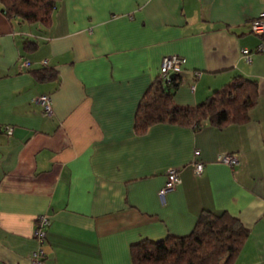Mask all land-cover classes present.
Instances as JSON below:
<instances>
[{
	"label": "crops",
	"instance_id": "0c3cea01",
	"mask_svg": "<svg viewBox=\"0 0 264 264\" xmlns=\"http://www.w3.org/2000/svg\"><path fill=\"white\" fill-rule=\"evenodd\" d=\"M262 3L60 0L49 27L0 7V264H30L38 216L50 222L44 264H132V243L187 235L206 210L248 230L233 264H264V52L249 64L241 53L260 42L250 23ZM169 55L186 60L172 93L180 106L235 76L255 81L248 120L137 133L139 102ZM44 67L56 77L37 81L31 71ZM230 154L238 164L218 161ZM168 168L180 183L161 198Z\"/></svg>",
	"mask_w": 264,
	"mask_h": 264
},
{
	"label": "trees",
	"instance_id": "16d2710c",
	"mask_svg": "<svg viewBox=\"0 0 264 264\" xmlns=\"http://www.w3.org/2000/svg\"><path fill=\"white\" fill-rule=\"evenodd\" d=\"M60 0H0L2 12L21 22L39 23L49 27ZM37 81L56 77V71L44 67L31 71ZM176 83L158 76L140 100L135 115V131L142 133L158 123L179 125L208 121L216 128L248 120V112L258 99L255 81L235 76L205 102L194 107L180 106L172 101ZM248 230L240 220L223 212L203 211L192 231L183 236L168 234L153 240L144 238L130 245L132 264H233Z\"/></svg>",
	"mask_w": 264,
	"mask_h": 264
},
{
	"label": "built area",
	"instance_id": "2783aa9c",
	"mask_svg": "<svg viewBox=\"0 0 264 264\" xmlns=\"http://www.w3.org/2000/svg\"><path fill=\"white\" fill-rule=\"evenodd\" d=\"M250 28L253 34L260 37V42L254 51L249 49L241 50L242 56L248 64L251 62L253 53L264 52V3H262V8L257 17L251 21ZM185 62V58L178 55L164 56L160 64L159 77L164 81V83L170 84L173 81L171 76L173 74H180L183 70ZM25 64L28 65V62H25ZM34 102L42 105L45 114H52L51 102L48 95L37 96L34 98ZM8 131L11 133V130ZM218 161L228 166L238 164V158L234 154L219 156ZM203 167L202 163L196 162L194 164L195 174H201ZM179 183L180 178L178 170L176 168H168L166 170L164 184L162 188H160L158 196L161 198L164 197L168 192L173 191ZM36 223L37 225L34 229L33 237L38 241L39 247L32 252L30 264H44L45 252L42 245L46 240L47 228L50 222L48 216L42 215L38 216Z\"/></svg>",
	"mask_w": 264,
	"mask_h": 264
},
{
	"label": "water",
	"instance_id": "95a60500",
	"mask_svg": "<svg viewBox=\"0 0 264 264\" xmlns=\"http://www.w3.org/2000/svg\"><path fill=\"white\" fill-rule=\"evenodd\" d=\"M176 77H177V75H176V74H173V75L171 76V79H172L173 81H175Z\"/></svg>",
	"mask_w": 264,
	"mask_h": 264
}]
</instances>
